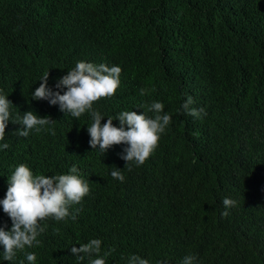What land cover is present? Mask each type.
I'll list each match as a JSON object with an SVG mask.
<instances>
[{
  "label": "trees",
  "instance_id": "16d2710c",
  "mask_svg": "<svg viewBox=\"0 0 264 264\" xmlns=\"http://www.w3.org/2000/svg\"><path fill=\"white\" fill-rule=\"evenodd\" d=\"M78 61L122 68L115 95L94 102L106 123L123 111L154 117L158 101L172 123L142 166L120 158L126 145L106 153L89 145L90 114L79 119L59 105L32 99L49 71L48 85ZM149 89L140 95V89ZM0 89L18 121L33 111L55 122V135L6 128L0 149V200L20 164L34 175L70 174L76 165L90 193L72 207L77 219H47L39 246L0 264H128L136 254L149 264H264V0H0ZM61 91V94H63ZM192 96L207 115L182 109ZM119 127V121L114 120ZM123 170L124 182L113 179ZM225 197L237 201L226 209ZM228 211L224 217L222 213ZM12 227L0 204V227ZM91 239L99 257L71 253Z\"/></svg>",
  "mask_w": 264,
  "mask_h": 264
},
{
  "label": "clouds",
  "instance_id": "9594fccd",
  "mask_svg": "<svg viewBox=\"0 0 264 264\" xmlns=\"http://www.w3.org/2000/svg\"><path fill=\"white\" fill-rule=\"evenodd\" d=\"M121 73L122 68L119 66L78 61L74 68L58 79L55 88L59 91H53L49 87V71L45 72L40 80L42 83L32 93V99L47 100L50 105H59L62 112L77 119L85 113L90 114L92 122L87 127L90 147L106 153L114 145H126L120 158L126 161V168L130 171L133 163L142 166L155 152L162 135L172 123V117L164 112L163 103L154 101L148 108L154 113V117L138 114L136 111H123L115 119L108 118L102 124L104 118L99 111L93 109V104L102 98L115 95L121 84ZM64 89L66 91L61 94ZM149 91L141 88L140 95H146ZM193 104V97L188 96L182 104L183 111L194 118L203 119L207 115L206 110L203 107H192ZM13 106L12 101L0 89V141L5 139V130L10 121L21 125L15 131L20 137H28L33 130L36 133L47 130L55 135L54 129L46 128L55 122L50 116L41 117L28 111L16 121L11 114ZM114 120L119 121V127L114 125ZM8 148L7 143L0 145V149ZM122 173L123 170L114 167L111 176L124 182L125 176ZM8 183L6 198L0 200L3 211L12 221L10 230H6L7 225L0 227V245L3 246L2 255L6 261H13L17 252L24 250L26 246L40 245L38 237L47 227L41 226L42 221L51 218L66 222L69 217L75 221L80 209L75 212L70 210L90 193L89 181L83 177L76 165L70 168V174L46 176L34 175L28 165L20 164L8 179ZM222 203L229 209L236 206L237 201L225 197ZM222 215L227 217L229 212L224 211ZM101 245L100 239H91L79 247L73 246L71 253L81 261L93 255L99 257ZM109 255L111 252H105L104 258L90 259V264H106V257ZM26 259L29 264H35L37 257L34 253H27ZM196 259L195 255H188L181 264H194ZM128 264H149V260L133 254L128 257Z\"/></svg>",
  "mask_w": 264,
  "mask_h": 264
}]
</instances>
